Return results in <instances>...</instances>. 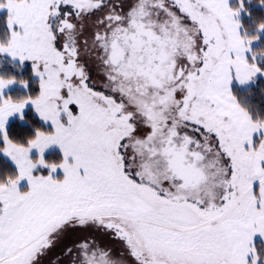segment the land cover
<instances>
[{"label":"snow or ice","instance_id":"6c2138e0","mask_svg":"<svg viewBox=\"0 0 264 264\" xmlns=\"http://www.w3.org/2000/svg\"><path fill=\"white\" fill-rule=\"evenodd\" d=\"M251 5L0 0V264H264Z\"/></svg>","mask_w":264,"mask_h":264},{"label":"trees","instance_id":"16d2710c","mask_svg":"<svg viewBox=\"0 0 264 264\" xmlns=\"http://www.w3.org/2000/svg\"><path fill=\"white\" fill-rule=\"evenodd\" d=\"M232 2L235 3L236 0H232ZM255 5H258V0H253V5L249 6L250 7V10H252L257 15H264V10H260V9L256 8ZM243 19L245 20L246 23L248 22V18L247 17H243ZM258 98H260V94L259 93L255 97H252L251 99H252V101L254 103H256V101L258 100ZM46 158H48V159H59L60 158V153L57 152V151L51 152V153H49L46 156Z\"/></svg>","mask_w":264,"mask_h":264},{"label":"rangeland","instance_id":"374dc122","mask_svg":"<svg viewBox=\"0 0 264 264\" xmlns=\"http://www.w3.org/2000/svg\"><path fill=\"white\" fill-rule=\"evenodd\" d=\"M6 17V12H0V24L3 23L4 18ZM2 22V23H1ZM25 78H27L30 75V69H28L27 67L25 69L22 70L21 73ZM260 102V98H258V100L256 101V103ZM57 151L59 152L57 149H51L46 153V156L51 153ZM60 175H62V173H60ZM257 243H264V241H261L259 237H257Z\"/></svg>","mask_w":264,"mask_h":264},{"label":"flooded vegetation","instance_id":"af4514ba","mask_svg":"<svg viewBox=\"0 0 264 264\" xmlns=\"http://www.w3.org/2000/svg\"><path fill=\"white\" fill-rule=\"evenodd\" d=\"M71 237H69L66 241H64V243H67V244H71ZM106 242L107 243H110L114 248H116L117 250H119L120 249V247H121V245H120V242L119 241H116V240H114V239H112L111 237H108V238H106ZM60 251V249L59 248H57V249H55L54 251H53V253H52V256H53V258L55 257V255H56V253H58Z\"/></svg>","mask_w":264,"mask_h":264}]
</instances>
